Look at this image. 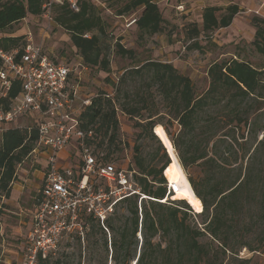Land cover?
Wrapping results in <instances>:
<instances>
[{
  "label": "trees",
  "instance_id": "obj_1",
  "mask_svg": "<svg viewBox=\"0 0 264 264\" xmlns=\"http://www.w3.org/2000/svg\"><path fill=\"white\" fill-rule=\"evenodd\" d=\"M45 1L0 0V32L27 16L40 17ZM97 4L98 0H79L78 12L57 6L52 21L67 32L73 52L84 66L108 74L111 45L106 52L101 47L99 37L106 23L96 14ZM136 9L140 10L130 31L137 30L140 38L161 32L163 18L151 0H130L115 17L130 16ZM219 11L206 7L201 29L194 26L190 39L228 27L238 8L229 6L222 15H218ZM263 23L255 22L253 43L264 56ZM85 34L89 38H84ZM20 40L21 37L0 38V50L20 53L25 44L19 45ZM113 47L121 56L135 61L132 50L118 43ZM206 75L208 87L197 95L191 79L171 63L137 61L124 69L117 84L112 83V97L107 98L104 93L91 97L90 105L80 113V129L92 132L93 139L87 143L98 159L114 163L119 160L111 150L117 143L118 111L136 119L140 137L156 144L157 151L149 159L136 147L129 159L134 181L146 198L125 199L118 206L123 205L127 214L116 212L103 225L90 215H82L81 233L69 236L75 251H67L73 246L67 239L60 243L54 257L39 259L37 264H74L75 260L82 264L86 251V264H204L209 250L202 238L208 235L224 248L229 219L239 207L258 200L264 220V71L231 59L212 63ZM19 91V83L15 82L8 97L0 99V109L7 110L10 99ZM154 94L167 111L166 121L159 116ZM157 127L165 131L168 146L164 147L156 136ZM36 140L35 124L20 127L0 123V192L4 198H9L17 165L31 155ZM168 147H173L198 198L196 207L174 194L166 197L172 173ZM245 159V167L238 164ZM218 171L235 175L222 185H215L212 177ZM196 217L202 219L203 227L192 220Z\"/></svg>",
  "mask_w": 264,
  "mask_h": 264
},
{
  "label": "rangeland",
  "instance_id": "obj_2",
  "mask_svg": "<svg viewBox=\"0 0 264 264\" xmlns=\"http://www.w3.org/2000/svg\"><path fill=\"white\" fill-rule=\"evenodd\" d=\"M98 1L96 14L106 23L104 33L99 37L103 51L106 52V47L113 45V39L109 37L113 33L117 36L116 43L126 50H132L135 55V61H132L121 56L116 48H110L108 74L82 64L81 58L73 52L69 35L54 24L52 17L44 19L42 15L36 18L27 16L19 23L1 31L0 38L21 37L18 42L20 45L26 43V39L31 36L33 42L39 45L51 60L69 65L73 69L69 84L77 89V104L83 98L111 92L112 83H116L125 68L134 65L137 61L171 63L180 74L191 79L197 95L208 87L206 72L212 63L234 59L247 62L253 68L264 71V56L256 50L253 43L256 32L255 22L264 21V0H151L161 12L162 30L158 34L142 38L139 37L137 30L122 31L123 22L115 17L116 12L130 0ZM232 5L237 6L238 13L228 27L218 28L207 34L200 33L198 37L190 39L194 26L201 29L202 13L206 7H216L220 10L218 15H222L225 9ZM181 6L182 8H179ZM139 10L136 9L133 14L137 15ZM261 26L264 28V23ZM154 95L157 97L156 94ZM156 103L160 118L166 121L167 111L161 106L158 97ZM262 110H264V102ZM117 117L119 123L117 143H115L117 150L114 145L111 148L114 151L112 154L119 159L115 163L122 165L124 161L131 159L135 147L147 159L155 154L156 144L140 137L141 128L137 127L136 119L120 111L117 112ZM15 124L22 127L32 123L21 120ZM155 134L164 147L168 146L170 141L162 127H157ZM237 137H239L238 133ZM244 137L246 138L247 134ZM170 163L172 165L171 160ZM240 163L245 167L246 159L243 162L239 161L238 164ZM44 168L43 157L33 154L27 156L16 167L9 198H4L0 192V264H21V247L25 242L23 237L27 234L26 224L31 217L33 198L41 185L39 177ZM195 171L194 168L191 172ZM234 175L233 172L218 171L212 177V182L215 185H222L234 178ZM237 210L234 217L229 219L224 235V248L208 235L202 238V242L209 250V256L204 264H264V220L261 217L260 204L258 200L253 199L248 205ZM116 212L127 214L124 206L121 205L116 206L109 217ZM192 220L203 227L200 224L201 218L196 217ZM68 240L71 245L74 244L70 238ZM66 241L67 239H64L63 244ZM75 249L73 245L67 251L73 253ZM87 260L86 251L82 264H86Z\"/></svg>",
  "mask_w": 264,
  "mask_h": 264
},
{
  "label": "built area",
  "instance_id": "obj_3",
  "mask_svg": "<svg viewBox=\"0 0 264 264\" xmlns=\"http://www.w3.org/2000/svg\"><path fill=\"white\" fill-rule=\"evenodd\" d=\"M57 6L78 12L79 0H46L43 18L51 19ZM119 19L122 31H130L137 15ZM109 37L114 45L117 36ZM0 61V99L8 97L15 82L20 88L10 99L8 109H0V123L27 120L35 124L37 140L31 155L45 161L42 182L34 196L31 229L21 247V264H37L39 259L54 257L64 239L81 233L82 215H90L103 225L125 199L139 196L140 201L146 197L134 181L129 159L122 165L104 162L87 143L93 139L92 132L80 129L79 116L91 98L76 103L77 89L69 84L73 72L69 65L51 60L31 36L20 53L0 50ZM113 93L112 90L105 97ZM175 192V187L167 183L166 197Z\"/></svg>",
  "mask_w": 264,
  "mask_h": 264
},
{
  "label": "bare ground",
  "instance_id": "obj_4",
  "mask_svg": "<svg viewBox=\"0 0 264 264\" xmlns=\"http://www.w3.org/2000/svg\"><path fill=\"white\" fill-rule=\"evenodd\" d=\"M167 154L172 162L171 179L168 183L175 187L176 192L174 195L185 199L188 203L196 207L198 205V198L195 196L187 180L188 178H186V175L179 164L174 149L170 147L167 150Z\"/></svg>",
  "mask_w": 264,
  "mask_h": 264
},
{
  "label": "crops",
  "instance_id": "obj_5",
  "mask_svg": "<svg viewBox=\"0 0 264 264\" xmlns=\"http://www.w3.org/2000/svg\"><path fill=\"white\" fill-rule=\"evenodd\" d=\"M179 8H182V6L181 7H179ZM63 157L65 156V154L64 155H62ZM42 178H43V172H42V174H41V177H39V181L41 180V182H42ZM40 187V186H39ZM33 203H34V198H33ZM34 209V208H33ZM33 209H32V213H33ZM32 213H31V217H32ZM31 217H30V219H29V221L27 222V224H26V233H28V231L31 229ZM26 236V235H25ZM23 238H25V237H23Z\"/></svg>",
  "mask_w": 264,
  "mask_h": 264
},
{
  "label": "water",
  "instance_id": "obj_6",
  "mask_svg": "<svg viewBox=\"0 0 264 264\" xmlns=\"http://www.w3.org/2000/svg\"><path fill=\"white\" fill-rule=\"evenodd\" d=\"M153 133H154V130H153Z\"/></svg>",
  "mask_w": 264,
  "mask_h": 264
}]
</instances>
